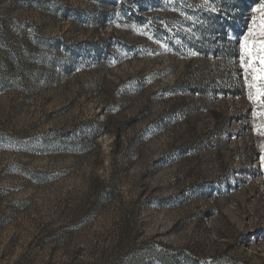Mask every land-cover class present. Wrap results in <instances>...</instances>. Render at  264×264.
<instances>
[{"label": "rangeland", "instance_id": "374dc122", "mask_svg": "<svg viewBox=\"0 0 264 264\" xmlns=\"http://www.w3.org/2000/svg\"><path fill=\"white\" fill-rule=\"evenodd\" d=\"M258 3L0 0V264H264Z\"/></svg>", "mask_w": 264, "mask_h": 264}, {"label": "snow or ice", "instance_id": "6c2138e0", "mask_svg": "<svg viewBox=\"0 0 264 264\" xmlns=\"http://www.w3.org/2000/svg\"><path fill=\"white\" fill-rule=\"evenodd\" d=\"M215 10V9H214ZM250 19H246L242 29L247 31L236 33L239 38L240 62L244 65L246 78L249 80L250 99L264 103V0H259L256 8L251 9ZM259 35L260 39L255 37ZM197 55V53H192ZM259 63V67L256 64ZM264 159V157H262Z\"/></svg>", "mask_w": 264, "mask_h": 264}]
</instances>
